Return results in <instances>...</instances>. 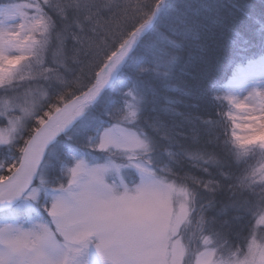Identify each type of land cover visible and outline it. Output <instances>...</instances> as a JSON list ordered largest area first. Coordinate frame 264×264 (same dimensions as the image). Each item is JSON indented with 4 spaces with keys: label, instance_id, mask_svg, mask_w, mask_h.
I'll use <instances>...</instances> for the list:
<instances>
[{
    "label": "snow or ice",
    "instance_id": "obj_1",
    "mask_svg": "<svg viewBox=\"0 0 264 264\" xmlns=\"http://www.w3.org/2000/svg\"><path fill=\"white\" fill-rule=\"evenodd\" d=\"M249 7L44 0L19 31L0 12V213L24 219L0 225V264H264V139L236 122L240 112L264 122V86L219 80L213 46L247 44ZM125 147L139 150L134 161L87 163ZM157 153L170 160L162 175ZM224 188L235 219L249 217L243 244L196 209L202 192L211 207Z\"/></svg>",
    "mask_w": 264,
    "mask_h": 264
},
{
    "label": "trees",
    "instance_id": "obj_2",
    "mask_svg": "<svg viewBox=\"0 0 264 264\" xmlns=\"http://www.w3.org/2000/svg\"><path fill=\"white\" fill-rule=\"evenodd\" d=\"M8 1L13 0H0V4H3ZM44 2V1H43ZM42 2V4H43ZM213 3L227 4L228 0H211ZM249 4V15L242 20V27L244 31L247 33V44H242L239 48H231L226 46V43L223 39L217 38L213 42L214 48L219 52L218 57V67H217V77L219 80L224 81L226 78H230L233 74H236L237 69L241 65L247 64V62L254 60L260 57L264 53V38H262L259 26L261 23H264V0H247ZM41 4V5H42ZM51 15V13H48ZM119 92V89H117ZM54 91L51 92L52 102H55ZM42 103L47 104L48 101L42 98ZM47 110V109H45ZM182 122L177 119V131L187 132L186 128L179 127ZM25 138L27 139V134H25ZM183 139V138H180ZM23 142L21 141V146ZM49 150V149H48ZM55 158V149L52 151ZM9 154L6 152H0V159L2 156H8ZM157 165H162L163 168H166L170 163L168 157L163 154L157 153L156 156L153 157ZM227 159V157L225 158ZM51 162V161H50ZM188 169L187 162L184 165L183 169H178L177 171L183 174V171ZM225 171L229 173H234L233 168L227 167L225 165ZM193 171H196L193 169ZM201 174L202 173H197ZM202 198H198L196 209L199 212L200 207L203 206L205 210V214L210 218H216L215 227L220 229L224 233V239H227L229 236H232V243H236L237 239L230 233L228 229L239 230L241 232V236L239 237V243L243 244L244 236L247 235V225L249 217L246 215L243 219L237 220L235 216L237 212L235 209L228 207L229 201L233 198L232 192L228 188H224L219 192L214 194L213 205L208 207V199L209 194L207 192L201 193ZM227 208V214L225 215V209ZM222 221H227V225L222 224Z\"/></svg>",
    "mask_w": 264,
    "mask_h": 264
},
{
    "label": "rangeland",
    "instance_id": "obj_3",
    "mask_svg": "<svg viewBox=\"0 0 264 264\" xmlns=\"http://www.w3.org/2000/svg\"><path fill=\"white\" fill-rule=\"evenodd\" d=\"M43 1L44 0H13L0 4V12H4L2 19L7 26V29L9 31H19L21 25L24 24L26 18H30L38 15L36 4L37 3L42 4ZM262 61H264V53L260 57L247 62V64L239 66L235 75L244 78L245 81L249 84V86L253 82H260L262 86H264V62ZM14 83H16V81H14ZM244 94L245 93L243 92L241 93V95ZM33 95H39V94L34 93ZM236 122L243 126L240 129H237V131L248 133L257 138L264 139V132H262V129H264V122H257L256 120L247 116V114L244 112H240L237 114ZM0 127H2V125H0ZM53 150L54 149L48 150L51 159L54 156L52 152ZM133 151L139 152V150H134L131 147H125L117 151L111 157L105 156L104 154L101 153H90L86 156V160L90 166H99L109 163L120 164L125 162L121 159V153L126 152L128 153L127 162H132L135 160V157L132 156ZM86 152H90V150L81 147L78 152V155H84ZM4 159H7V156L6 157L2 156L0 160H4ZM51 159L46 162H50ZM157 166L160 168L162 175L164 169L163 166L162 165H157ZM123 174L128 178L129 183H131L133 179L131 172L125 171ZM109 178L111 179V177ZM156 199L159 203L165 204L168 208H172L174 204L178 207V202L176 201V198L174 196L169 197L168 194L166 193H158ZM23 222H24L23 217H18L14 221L11 220L5 214L0 213V225L10 224V223L11 224L23 223ZM262 235H264V233H262Z\"/></svg>",
    "mask_w": 264,
    "mask_h": 264
},
{
    "label": "bare ground",
    "instance_id": "obj_4",
    "mask_svg": "<svg viewBox=\"0 0 264 264\" xmlns=\"http://www.w3.org/2000/svg\"><path fill=\"white\" fill-rule=\"evenodd\" d=\"M262 132H264V129H262Z\"/></svg>",
    "mask_w": 264,
    "mask_h": 264
}]
</instances>
